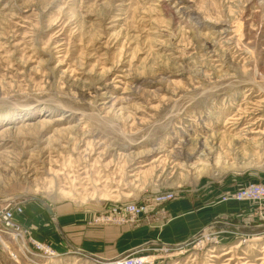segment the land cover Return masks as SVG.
I'll return each instance as SVG.
<instances>
[{
	"label": "rangeland",
	"instance_id": "374dc122",
	"mask_svg": "<svg viewBox=\"0 0 264 264\" xmlns=\"http://www.w3.org/2000/svg\"><path fill=\"white\" fill-rule=\"evenodd\" d=\"M253 183L264 186V0H0V213L23 208V235L0 222V264H111L62 252L36 198L88 226L160 230L168 203L136 223L99 218L167 192L228 211L183 244L125 256L264 264V201L225 200Z\"/></svg>",
	"mask_w": 264,
	"mask_h": 264
},
{
	"label": "crops",
	"instance_id": "0c3cea01",
	"mask_svg": "<svg viewBox=\"0 0 264 264\" xmlns=\"http://www.w3.org/2000/svg\"><path fill=\"white\" fill-rule=\"evenodd\" d=\"M34 208L35 206H29L28 214ZM163 209L167 222L160 230L145 225L138 228L88 226L84 216L76 214L64 218L57 215L56 219L50 218L56 223L54 225L56 228L50 226L44 231L53 244L60 247L65 245L66 248L61 250L62 252L71 249L97 255L103 259H112L132 248L154 243V240L168 246L183 244L211 226L218 217L225 216L228 211L227 204L223 202L202 205L196 197L177 198ZM17 220L21 223L19 217ZM57 231L62 238L57 235Z\"/></svg>",
	"mask_w": 264,
	"mask_h": 264
},
{
	"label": "built area",
	"instance_id": "2783aa9c",
	"mask_svg": "<svg viewBox=\"0 0 264 264\" xmlns=\"http://www.w3.org/2000/svg\"><path fill=\"white\" fill-rule=\"evenodd\" d=\"M175 198V195L172 192H167L156 196L153 200L139 203H130L124 206H119L114 208L115 212L111 214L104 215L99 218L101 222L104 223H117L123 224L125 222H139L149 211L152 206L162 205L165 203L171 202ZM225 200L233 201H264V186L259 184H250L240 191L231 194L226 197ZM14 202H9L8 205L0 213V222L5 230L12 232L13 234L20 236L23 235L21 229V224L17 221L16 216L23 213V208L19 204H14ZM34 250L40 256H53L55 252L50 246L43 242L34 241ZM106 261V259H105ZM110 262L111 264H145L147 263L146 258L140 255H131L125 256L121 254L116 258H112L106 263Z\"/></svg>",
	"mask_w": 264,
	"mask_h": 264
},
{
	"label": "water",
	"instance_id": "95a60500",
	"mask_svg": "<svg viewBox=\"0 0 264 264\" xmlns=\"http://www.w3.org/2000/svg\"><path fill=\"white\" fill-rule=\"evenodd\" d=\"M36 200L39 201L40 203L44 204V206L48 209V211H49L50 215L52 216V218H55V214H54V212L51 210L50 207H48V206L46 205L45 202H43V201H42L41 199H39V198H36ZM79 252H82V251H79ZM82 253H84V252H82Z\"/></svg>",
	"mask_w": 264,
	"mask_h": 264
}]
</instances>
